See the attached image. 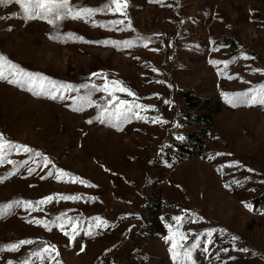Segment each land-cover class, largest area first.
Wrapping results in <instances>:
<instances>
[{"label":"rangeland","instance_id":"rangeland-1","mask_svg":"<svg viewBox=\"0 0 264 264\" xmlns=\"http://www.w3.org/2000/svg\"><path fill=\"white\" fill-rule=\"evenodd\" d=\"M71 3L99 9L110 0ZM126 12L127 18L106 11L88 22L69 19L53 27L40 20L25 22L14 0L0 2V53L29 72L80 88L79 93L65 94L63 100H51L0 81V133L51 161L45 167L41 157L9 155L17 170L10 175L13 164L6 160L0 165V178L10 176L0 183V207L17 200L35 203L47 196L81 197L76 202L53 200L39 211H26L23 206L8 210L0 218V247L21 240L35 243L18 252H0V264L9 260L22 264L29 258L41 264L32 254L45 243L56 246L60 264H174L171 241L165 238L169 235L166 224H174L176 216L184 217L185 247L199 241L193 253L196 264H264V107L233 108L221 95L264 84V75L253 73L264 70V0H128ZM114 20H124V24L113 26ZM129 20L131 29L126 28ZM94 23L106 27H94ZM69 33L92 43L63 42ZM54 36L60 40L50 39ZM124 41L134 44L117 49L110 43ZM234 58L225 68L223 62ZM210 60L221 63L214 67ZM93 73L121 81L139 99L156 96L150 103L155 110L148 111L147 118L168 121L148 127L151 122L134 118L120 131L118 154L133 156L134 161L129 163V172L125 169L129 181L114 183L112 188L118 191L107 193L102 186L99 192V112L95 107L72 111V98L77 96L91 93L100 105L112 99L104 92L80 87L103 86L104 80ZM181 89H191L217 111L202 135L201 156L177 160L173 142L184 139L176 138L201 129L185 122ZM116 95L135 100L122 92ZM124 142L129 145L123 146ZM57 170L96 187L72 183L68 177L58 179ZM120 171L124 174L123 168ZM151 201H159L161 209L149 208ZM109 209L114 215L108 227H93L92 236L81 231L75 241L58 228L49 232L28 222L51 221L67 213L87 229L91 218ZM152 219L161 223L163 231L146 236L140 227ZM211 230L215 231L209 244L205 234ZM233 236L238 239L233 241ZM43 264L50 262L46 258Z\"/></svg>","mask_w":264,"mask_h":264},{"label":"snow or ice","instance_id":"snow-or-ice-1","mask_svg":"<svg viewBox=\"0 0 264 264\" xmlns=\"http://www.w3.org/2000/svg\"><path fill=\"white\" fill-rule=\"evenodd\" d=\"M3 2V0H0ZM16 4L19 5L22 10L21 19L25 22L40 20L48 23L53 27H57V25L65 20H83L84 22H88L91 17L96 15L97 13L109 12L113 15L119 13L121 16L127 18L126 9L128 8V0H110V3L103 6L99 9L88 8V7H74L71 3V0H14ZM150 3L160 2V0H149ZM2 19V17H0ZM117 24H124V20H114L112 21V25L115 26ZM94 27H106L104 25L93 24ZM126 28L131 29V21H128ZM11 30V29H9ZM50 39H54L59 41V36L50 37ZM139 40H143V37H138ZM150 39V38H149ZM68 40H73L74 42L79 40V42H88L92 43V41H85L83 37H76L75 34L69 33L63 38V42H67ZM111 46L116 47L117 49L121 48H130L133 46L134 42L132 41H124V42H110ZM215 43V42H213ZM108 46V43L105 44ZM144 47H148L147 43L143 44ZM213 51H218V48H213ZM240 58L242 59H250L248 56L242 55ZM235 62V58L233 61H225L224 67L227 68L230 63ZM214 67L218 66L220 61H209ZM259 72L260 75H264V70L254 69L253 73ZM218 75H222L220 71L217 73ZM93 76L99 77L104 80L103 86H98L96 84H85L81 85V88L90 89L91 92H104L108 96H111L112 99L107 101L106 104L100 105L96 104L92 98L91 93L85 96H77L72 98L73 106L72 111L80 112L83 111L86 107H95L97 108L99 115L97 119L100 120L101 123L110 122V125L116 128L117 131H123L122 125L125 123H130L133 117L137 120H143L144 122H151L154 124H167L168 121L155 117L152 118L151 121L144 115H141L143 112L154 111L155 109L150 105L141 104L139 102H129L128 100H121L117 97V92L125 93L127 96L133 97L135 100L139 98L136 96V93L132 92L130 89L123 86L121 81H109L107 76L102 73H93ZM226 79H234L238 77L226 76ZM0 81L7 82L8 84L26 88L29 92H31L34 96L40 97L44 96L51 100L57 99H65V94L69 92H77L79 93L80 88H77L74 85L58 83L54 80H51L47 76H43L39 73L29 72L18 64L13 63L7 56L0 53ZM241 83H245V81L241 80ZM221 95L225 99V102L233 107H254L260 106L264 107V84L256 85L255 87L249 89L244 92H236V93H224ZM165 104L170 103L165 100ZM87 123H92L91 120L87 121ZM179 127V125H176ZM178 140H183V136H178ZM13 152L16 154H29L37 157H41L44 160V166L47 167L51 161L48 157L44 156L40 152H36L34 149L26 146L16 144L12 141L6 140L3 133H0V165L7 160V163L13 164V172L10 175H15L17 170V165L8 159V156ZM220 155V154H217ZM213 157H209L211 160ZM26 163V161L24 162ZM107 171V169H105ZM32 169H29L31 173ZM58 179H63L64 177H68L70 182L72 183H80L85 185L86 187H96V185L88 184L86 181L80 179L79 177L70 176L69 173L64 172L63 170H57L55 173ZM10 176L0 178V183H3L4 180L9 179ZM79 196H47L35 203L31 201H22L17 200L10 204L4 205L0 207V218H3L5 214L8 213V210L15 207L23 206L26 211H39L41 210L42 205H46L51 203L53 200L57 201H73L76 202L80 200ZM252 211L251 205H245ZM139 218V217H137ZM172 220L175 222L174 224H166V227L169 230V235L165 238L166 241H171V247L169 249L172 260L174 264H196V260L194 259L193 253L196 248H198L199 241L192 243L190 246L185 247L187 241V235L181 231L183 225V216L173 217ZM29 223H35L37 226L45 228L47 231L51 232L53 228H58L65 236L69 238V241H75L76 237L80 234L81 231H84L85 235L92 236L93 227L99 229L108 227V222L101 217H93L89 222V227L87 229H82L80 227L81 221L79 219H73L67 216V213H62L60 216H57L54 220H36V221H28ZM70 227V231L68 230ZM215 230H211L207 232L205 235L207 237L208 243H212V236ZM221 233L224 232L223 229L220 230ZM233 241L238 239L237 237H232ZM35 243L33 240H21L17 243H12L8 245H4L0 247V252H18L20 248L24 245H31ZM84 250V246H81L80 251ZM242 251H247V249H241ZM205 253L208 252V248L205 247L203 249ZM33 256L40 259L41 264H43L44 260L50 262L55 261V264H60V261L56 258L59 256V251L56 249L55 245H49L45 243L44 247L32 254ZM7 264H13L11 260L7 262ZM22 264H33L31 258L26 259L22 262Z\"/></svg>","mask_w":264,"mask_h":264},{"label":"crops","instance_id":"crops-1","mask_svg":"<svg viewBox=\"0 0 264 264\" xmlns=\"http://www.w3.org/2000/svg\"><path fill=\"white\" fill-rule=\"evenodd\" d=\"M156 96L143 98L134 100L133 103L139 102L141 104L150 105L152 101H155L154 99ZM182 106H184V102L181 99ZM152 106V105H150ZM183 108V107H182ZM141 115L149 116L150 114L147 112L141 113ZM135 117H133L134 119ZM188 123V121H185ZM132 124V121L130 123H125L122 125L123 130L128 128L129 125ZM189 124V123H188ZM150 126H156L155 124L151 123ZM120 135V131H117L116 128L112 127L109 123H101L99 120V192L101 191L100 187H106L105 189L102 188V190H106L107 192H112L114 188H112L113 184L120 183L121 180L123 182H128L126 177H128L129 172V163H132L134 161V157H128V155H125L123 158H121L118 154V148L117 147V139ZM182 136V135H179ZM177 139V138H176ZM177 142V141H176ZM176 142H173L174 144ZM129 144L128 142H124L123 146L127 147ZM160 154V150L157 152V155ZM156 165V163L154 164ZM123 168V172L120 171V169ZM107 169V171L105 170ZM125 169L127 171H125ZM112 188V189H110ZM114 191H118V189H114ZM154 201L148 202L149 208L151 207V204ZM147 203V204H148ZM114 215V212L109 209V211H106L103 213V215H99L102 219L106 220L107 222H110ZM148 220L140 227V231L143 228L145 224H147ZM117 226L113 225L112 227ZM102 229V228H101Z\"/></svg>","mask_w":264,"mask_h":264},{"label":"trees","instance_id":"trees-1","mask_svg":"<svg viewBox=\"0 0 264 264\" xmlns=\"http://www.w3.org/2000/svg\"><path fill=\"white\" fill-rule=\"evenodd\" d=\"M224 42H228L224 39ZM180 98L184 102V119L188 121L190 125L201 126L198 133H188L184 135V142L176 143L173 145L174 150L177 152V160L188 158L191 156H201L204 150V141L202 135L206 132L214 117L217 107L208 108L210 101L205 100L197 95L191 89H181L179 92ZM172 149H170L172 151ZM159 201L153 202L151 207L156 211L160 210ZM163 231L161 223H157L156 220H148L147 224L143 226L141 232L146 236H154Z\"/></svg>","mask_w":264,"mask_h":264}]
</instances>
